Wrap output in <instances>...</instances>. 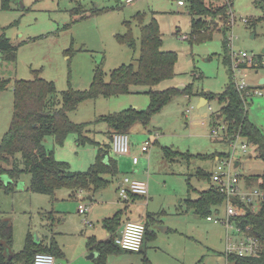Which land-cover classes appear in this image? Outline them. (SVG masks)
I'll list each match as a JSON object with an SVG mask.
<instances>
[{
  "label": "rangeland",
  "instance_id": "rangeland-1",
  "mask_svg": "<svg viewBox=\"0 0 264 264\" xmlns=\"http://www.w3.org/2000/svg\"><path fill=\"white\" fill-rule=\"evenodd\" d=\"M224 1L208 0V3L219 6ZM232 2L236 23L233 26L231 21L228 26L233 29L225 34L224 29L221 30L224 26L213 25L210 39L191 43V39H196L191 37L192 21L198 18L193 17L186 7H180L178 0H138L132 4H127L126 0H20L11 1L8 9L2 8L0 0V35H7L17 55L16 61L2 62L0 59V77L11 81L0 93V142L12 121L16 80H33L34 71H38L40 77L56 84L57 97L61 98L69 86L75 90L87 89L98 66L107 74V79L111 71L122 65L137 66L141 31L134 16L139 13L145 14V24L157 20L164 41L163 50L178 54L175 78L162 82L153 90L194 86L192 96L182 91L152 117L148 126L136 123L131 127L128 133L131 154L115 156L119 174L115 179L109 178L111 182L101 191V197H97L98 203L88 200L87 191L79 194L82 202L74 199L73 191L66 188L57 190L54 199L28 192L30 174L22 175L15 194L8 195L1 190L0 212L2 218L13 226V253L24 249L30 231L34 241L42 242L44 246L55 237L71 264H97L96 260H88L85 255L88 237L108 239L109 232L103 227V218L110 217L111 213L113 216L115 209L124 206L118 200L116 188L120 181L129 177L149 185L148 197H140L136 202L141 204L137 205L139 210L132 204L129 210L134 215L145 213L143 222L149 225L151 235L145 240L144 253L114 254L108 257L107 264H143L145 256L152 264H230L224 253L223 226L196 214L186 202L189 198L198 199L200 193L211 186V181L209 184L201 180L197 172L213 173L214 161L187 160L182 156L166 158L163 149L193 156L229 151L228 144L211 134L209 119L212 110L209 106L218 111L219 103L212 100L200 107V94L204 91L221 94L229 83V68L223 57L224 36L231 40L230 49L234 52L244 51L259 57L264 51V0ZM78 6L84 13L74 12ZM94 8L105 11L93 16L89 11ZM245 19L249 23H245ZM126 21L132 23L135 49L122 44L117 37L127 32ZM184 36L188 40H183ZM243 75L250 85L257 87L259 80L264 78V71L247 69ZM138 89L143 91L146 88ZM249 103L251 122L264 132V95L252 94ZM149 104L150 97L144 93L99 98L82 103L76 111L69 113V117L74 123H89L129 108L146 110ZM104 127L106 125L102 124L92 128L98 130L94 137L100 145L108 143L107 136L100 132L105 130ZM75 138V134H70L63 147H55L49 137L46 145L55 150L57 160L67 162L74 172L86 171L95 160L98 147L87 145L79 151ZM147 142L151 146L146 153L142 147ZM249 151L253 153L252 158L237 157H243L238 173L256 181L263 174L264 162L255 149ZM81 203L91 208L89 220L95 223L92 229L85 228V219L78 213ZM47 210H55L58 214L54 217L40 214ZM129 214L126 212L122 220H126ZM38 253L43 252H36L35 256Z\"/></svg>",
  "mask_w": 264,
  "mask_h": 264
},
{
  "label": "trees",
  "instance_id": "trees-1",
  "mask_svg": "<svg viewBox=\"0 0 264 264\" xmlns=\"http://www.w3.org/2000/svg\"><path fill=\"white\" fill-rule=\"evenodd\" d=\"M20 0H2V8L8 9L10 2ZM183 2L188 12L198 19L192 21V38L194 41L207 40L212 37L213 25L223 27L225 34L230 30L228 24L231 20L232 0L224 1L223 4L215 6L208 3V0H178ZM105 9L94 8L89 12L99 15ZM75 13H84L81 6H78ZM87 14V13H86ZM135 22L140 27V55L137 66L134 64L122 65L110 72L109 79L101 67L94 71L93 80L85 90H75L71 86L58 98L56 84L40 77L38 71H34L33 80H16L13 86V116L9 130L0 142V178L4 175L9 177L8 183L0 179V191L8 195L17 192L20 178L23 174H30L31 181L27 189L28 192L47 195L55 198L57 190L66 188L72 191L88 190L93 195L103 191L109 184L110 179H115L119 174L118 161L111 152V143L100 145L91 138L92 128L104 124L107 126V134L111 140L116 133H129V130L136 123L148 126L152 117L161 111L175 96L182 93L178 88L172 87L163 91H155L154 87L164 81L175 78V67L178 61V54L173 51H164V41L162 38L159 23L153 19L145 24V14L134 16ZM264 19V17H263ZM208 20L210 23H208ZM249 23V22H248ZM221 24H223L221 26ZM127 32L118 35V40L135 49L136 39L133 36L132 23H124ZM230 40L226 36L223 38L224 63L229 68V83L221 94L202 92L206 101L216 100L220 109L216 116L212 117L211 125L224 123L226 126V136L223 142L228 144L231 139L238 135L254 146L258 157L264 162V132L258 128L249 118L250 99L240 94L235 88L233 81V71L231 69V49ZM0 59L2 62L16 61V48L12 46L10 39L5 33L0 35ZM260 66L254 70L264 71V52L259 57ZM1 62V63H2ZM10 80L0 77V93L4 92ZM138 88H146L140 91ZM264 91V85L252 87ZM144 93L150 97V104L146 110L129 108L127 110L101 116L93 122L74 123L69 117V113L76 111L79 106L90 100L99 98H110L128 94ZM184 94L192 96L194 94L193 84L188 85L183 91ZM70 134L76 135V145L84 147L87 145L98 147V152L94 163L85 172H73L67 162L59 161L55 158L54 150L48 149L46 140L51 137L56 147L64 146ZM166 158L182 156L187 160L192 158L201 160H213L223 157L225 153L216 155H190L181 154L172 149L164 148ZM197 177L210 184L212 173L204 170L197 172ZM249 185L259 184L264 191V171L256 178L247 177ZM137 198L136 196L132 199ZM225 195L211 186L202 191L196 200L189 198L186 200L189 208L196 214L208 218L214 209L223 204ZM149 220L152 219L147 215ZM244 225L251 227V233L256 236L262 246V251L255 258H240L230 256L227 258L230 264H264V201L256 212H250L244 218ZM145 225V224H144ZM122 226L121 213H116L113 217L103 220V227L110 233L111 237L105 241H98L91 237L88 248L97 254V264H107L108 257L114 254L126 252L116 243L118 230ZM145 240H149L151 235L149 225H145ZM14 231L9 220L2 218L0 212V264H33L36 252H45L55 256L58 260L64 259L65 254L53 239L48 245L42 242H35L34 236L29 231L24 249L21 252L13 253ZM139 254L144 253L145 245ZM130 253V252H128ZM132 254V253H131ZM137 254V253H133ZM143 264H152L146 256Z\"/></svg>",
  "mask_w": 264,
  "mask_h": 264
},
{
  "label": "built area",
  "instance_id": "built-area-1",
  "mask_svg": "<svg viewBox=\"0 0 264 264\" xmlns=\"http://www.w3.org/2000/svg\"><path fill=\"white\" fill-rule=\"evenodd\" d=\"M138 0H126L127 4H132ZM179 6H184L183 2H178ZM232 25L236 23V17L230 12ZM248 23V20H244ZM229 23V24H230ZM231 28L230 30H232ZM183 40H188L187 36ZM230 40V39H229ZM231 44V40H230ZM229 44V46H230ZM231 63L233 67V77L235 88L240 92L242 97H252V94L263 96L264 91L260 89H251L253 86L248 83L246 75L243 72L247 69H256L260 66L257 56H253L244 51L234 52L231 50ZM246 64V65H245ZM248 66V67H246ZM264 78L262 79V82ZM261 82V83H262ZM258 82V86L261 85ZM264 85V83L262 84ZM209 104L208 101H206ZM212 110L210 114L211 134L215 139L224 140L226 136V126L224 123L219 125H211L212 117L216 116L217 111ZM189 112V110L187 111ZM151 143L147 142L143 147V152H148ZM229 151L223 157H218L214 164V171L211 177L212 186L225 195V200L221 206L216 208L207 220L215 224L223 226L225 229V256H237L240 258H255L262 251L259 239L251 233V227L244 225V218L250 212H256L264 201V191L259 184L249 185L247 175L238 173V167L241 158H245L253 153L249 151L254 148L241 136L231 139L228 143ZM111 152L114 156H128L131 154V140L129 134L116 133L111 140ZM239 156H243L237 158ZM253 157V156H252ZM118 195L123 202H131L132 197H148L149 185L146 182L126 177L118 189ZM90 212L87 205L81 204L79 213L85 217ZM223 212V215H221ZM86 224L91 225L89 220ZM146 228L142 222L127 221L116 237L117 245L124 251L130 253H139L142 250L145 239ZM33 264H64L55 256L47 253H38Z\"/></svg>",
  "mask_w": 264,
  "mask_h": 264
},
{
  "label": "crops",
  "instance_id": "crops-1",
  "mask_svg": "<svg viewBox=\"0 0 264 264\" xmlns=\"http://www.w3.org/2000/svg\"><path fill=\"white\" fill-rule=\"evenodd\" d=\"M181 7V6H180ZM262 79L263 78H261L260 80H259V82L261 83L262 82ZM203 97L202 96H200V104H199V106L201 107V105L202 104H205L206 102H204L203 101ZM207 104V103H206ZM205 104V105H206ZM204 105V106H205ZM138 109V108H137ZM102 125V124H101ZM105 128V130H103V131H100V132H103L106 136H107V138H108V143H111V136L109 135V134H107V131H108V128H107V126L106 127H104ZM92 132L93 133H91V138L92 139H94L95 140V134L98 132V130H95V129H92ZM53 139V138H52ZM75 146L77 147V149L79 150V151H82L83 149H85L86 148V146H84V147H78L77 145H76V138H75ZM96 141V140H95ZM107 143V144H108ZM53 144H54V140H53ZM65 144V143H64ZM107 144H104V145H107ZM55 146V145H54ZM56 147V146H55ZM63 147V146H62ZM54 150V149H53ZM96 150H98V149H96ZM79 151L77 152V154L79 153ZM54 152H55V150H54ZM114 156V155H113ZM216 160H217V158H215ZM95 161V160H94ZM94 161H93V163H94ZM63 162H65V161H63ZM93 163H91L90 165H89V167L93 164ZM215 163V162H214ZM70 169H71V167H70ZM89 169V168H88ZM87 169V170H88ZM86 170V171H87ZM71 171H73L72 169H71ZM74 172V171H73ZM80 172H85V170L84 169H82ZM121 184H122V181H120L119 183H118V186H117V196H118V200H119V202L120 203H122L124 206H122L121 205V208H119L118 210H116L115 209V211H114V214H113V216L116 214V213H121V217L124 215V214H126V212H129L130 214H129V216H127L126 217V220H122V226H121V228L119 229V231H118V234H119V232L121 231V229L123 228V225L127 222V221H139V222H142L143 224H144V219H145V213H141L140 215H134L133 213H131V211L129 210V207H131L130 205L132 204V205H134L135 207H137V205H141V204H138V203H136L137 202V200L140 198V197H137V198H134V199H132V201L131 202H123L121 199H120V197H119V195H118V189H119V187L121 186ZM79 191V193L77 192V191H73V194H72V197L74 198V199H77V200H80L81 202H82V200H83V198H81L80 196H79V194H80V192H82L83 193V191H87L88 192V200L91 202V203H98L99 202V199H97V197H101V195H102V192H99V193H97V194H92L90 191H88V190H78ZM82 204V203H81ZM80 204V205H81ZM114 204V203H113ZM80 205L78 206V213H79V207H80ZM84 205H86V204H84ZM88 207H89V209L91 210V208H90V206L89 205H87ZM137 209L139 210V208L137 207ZM40 214H45V215H48V217H54V216H56V214H58V213H56V211L55 210H52V211H42V212H40ZM90 214H91V211L87 214V216L85 217L84 215H81L80 213H79V215L80 216H83L84 217V219L85 220H83V224L85 225V228L86 229H92V228H94L95 227V223L91 220H89V217H90ZM109 215H111L110 217H113L112 216V213L111 214H109ZM147 215H150V214H147ZM134 216H136V217H134ZM104 217V216H103ZM110 217H104L103 218V220L104 219H106V218H110ZM147 217V216H146ZM123 218V217H122ZM86 220H89L90 222H91V225H89V224H86ZM97 221H100L99 219H96ZM103 222V221H102ZM91 237H95V236H89L88 237V240L91 238ZM111 237V235H110V233L108 234V238H110ZM96 238V237H95ZM54 239H55V237H54ZM97 239V238H96ZM107 240V239H106ZM98 241H105V240H98ZM61 247V246H60ZM63 250V249H62ZM64 252V251H63ZM123 253H128V252H123ZM64 254H65V257H64V259H61L60 261H62L64 264H71V262L69 261V259H68V257H67V255H66V253L64 252ZM85 255H88L87 256V259L88 260H95L96 259V257H97V254L95 253V252H93V251H91L89 248H87V253H85ZM132 255H134L133 253H132Z\"/></svg>",
  "mask_w": 264,
  "mask_h": 264
},
{
  "label": "water",
  "instance_id": "water-1",
  "mask_svg": "<svg viewBox=\"0 0 264 264\" xmlns=\"http://www.w3.org/2000/svg\"><path fill=\"white\" fill-rule=\"evenodd\" d=\"M222 25H223V24H221V26H222ZM263 52H264V51H263ZM263 83H264V81L261 83V85H262ZM177 88H178L180 91H184L186 87H185V86H179V87H177ZM203 101L206 102V99H203ZM252 156H253L252 154H249L248 156L245 157V159H250V158H252ZM3 177H5V179H3ZM2 179H3L6 183H8V181H9V177L6 176V175L2 176V177H1V180H2ZM120 236H121V235L119 234L118 237L120 238Z\"/></svg>",
  "mask_w": 264,
  "mask_h": 264
}]
</instances>
